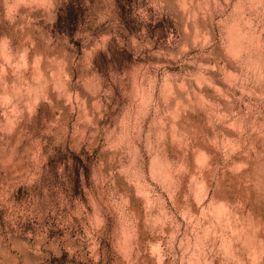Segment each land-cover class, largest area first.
<instances>
[{
	"label": "clouds",
	"instance_id": "9594fccd",
	"mask_svg": "<svg viewBox=\"0 0 264 264\" xmlns=\"http://www.w3.org/2000/svg\"><path fill=\"white\" fill-rule=\"evenodd\" d=\"M0 264H264V0H0Z\"/></svg>",
	"mask_w": 264,
	"mask_h": 264
}]
</instances>
